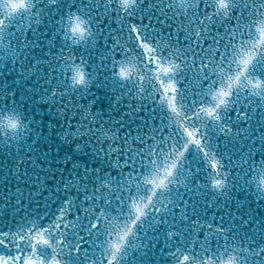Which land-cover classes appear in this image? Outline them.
Here are the masks:
<instances>
[{
  "label": "snow or ice",
  "instance_id": "6c2138e0",
  "mask_svg": "<svg viewBox=\"0 0 264 264\" xmlns=\"http://www.w3.org/2000/svg\"><path fill=\"white\" fill-rule=\"evenodd\" d=\"M0 264H264V0H0Z\"/></svg>",
  "mask_w": 264,
  "mask_h": 264
},
{
  "label": "water",
  "instance_id": "95a60500",
  "mask_svg": "<svg viewBox=\"0 0 264 264\" xmlns=\"http://www.w3.org/2000/svg\"><path fill=\"white\" fill-rule=\"evenodd\" d=\"M105 107H107V102H105ZM42 112H45L46 113V109H42ZM38 120L41 119L42 117L41 116H37L36 117ZM55 115L54 113L53 114H45L43 116V120L45 122V124L47 125L48 123H52V124H55ZM47 134V133H46ZM57 139V142H59V137H56ZM48 151H51V149H47ZM45 195H47V193H45ZM236 198L238 199H243V196L240 195V194H236ZM209 215H211V210L209 211Z\"/></svg>",
  "mask_w": 264,
  "mask_h": 264
}]
</instances>
